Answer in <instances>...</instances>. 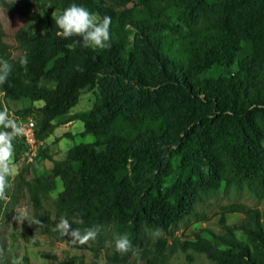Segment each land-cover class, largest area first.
<instances>
[{"label":"trees","instance_id":"obj_1","mask_svg":"<svg viewBox=\"0 0 264 264\" xmlns=\"http://www.w3.org/2000/svg\"><path fill=\"white\" fill-rule=\"evenodd\" d=\"M18 1L22 16L33 2L47 8L46 29H19L14 57L0 26V58L13 65L0 85V110L11 113L9 106L21 100L41 103L12 113L33 114L44 139L82 93L94 95L88 109L73 115L83 125L80 134L94 140L74 144L60 160L43 153L51 176L19 179L15 192L26 191L43 225L30 229L71 240L54 231L64 216L73 228L100 225L99 239L108 229L127 233L135 247L142 229L167 231L205 194L247 187L264 199V0ZM73 3L111 17L108 48L71 49L80 37L57 36L55 17ZM25 52L26 69L19 64ZM14 145L15 154L24 150L20 139ZM53 192L49 211L43 202ZM13 193L9 187L8 197ZM7 213L0 201V219ZM77 214L83 224L76 223ZM225 214L243 217L228 224ZM218 225L221 233L201 229L170 244L159 238L140 251V264L162 257L164 246L203 254L214 264H264L258 209L231 204ZM130 254L108 256L105 264H123ZM59 264L83 263L71 257Z\"/></svg>","mask_w":264,"mask_h":264},{"label":"rangeland","instance_id":"obj_2","mask_svg":"<svg viewBox=\"0 0 264 264\" xmlns=\"http://www.w3.org/2000/svg\"><path fill=\"white\" fill-rule=\"evenodd\" d=\"M0 4V26L4 32V42L11 46V53L15 57L19 50L16 47L15 33L19 29H24L28 33H42L46 29L45 14L46 9L33 2L27 16L16 13V10L22 5L18 0H3ZM47 5V4H46ZM50 15H56V11L49 12ZM40 17L41 21L32 20L33 17ZM94 99L92 92L82 93L78 104L71 111L63 116L56 118L55 129L46 138L41 139L37 153L29 160L26 155V149L15 154V162L18 165V174L10 178V193L12 197L6 201L7 214H3L0 219V261L6 264H13L19 261V264H59L69 261L75 257L76 262L83 264H105L108 256H121L115 251L114 237L117 236L112 229H108L102 238H96L86 244H72L70 240H56L50 236L40 234L30 229L27 222L17 225L13 220L14 209L20 206H27L33 209L26 191L15 192L20 177L31 178L34 173L44 176H51L52 163L48 159L42 158L43 153L52 159L60 160L64 158L66 151L74 144L91 143L94 138L91 135H81L83 125L80 121L73 119V115L79 113L91 106ZM41 103H31L27 100H21L15 105L9 107L13 111L23 110L28 107H37ZM11 111V113L13 112ZM14 113V112H13ZM12 113V114H13ZM24 117H30L34 123L33 114H23ZM21 118V115L18 117ZM65 133H70L71 138L65 137ZM177 161L175 160L174 163ZM57 190H60V181L57 179ZM56 192L50 195L47 201L43 202L44 209L52 211V199ZM231 204H241L248 208L258 209L264 216V199L257 197L256 193L248 190L247 187L239 191L221 189L215 194H205L195 206L194 212L183 221L170 227L163 232L162 236H153V231L142 229L136 248L140 251L148 249L157 239L164 238L170 244L175 238L185 239L192 237L201 229H209L215 233H221L218 220L224 213V208ZM228 224L238 222L242 214H225ZM22 229V230H20ZM240 236V234H238ZM241 237V236H240ZM173 250V251H172ZM172 251V252H171ZM163 256L160 258H151V264H214L203 254L189 251L187 254L180 250H174L168 246L163 247ZM143 263L142 261H140ZM123 264H137V258L130 254L127 258L121 260Z\"/></svg>","mask_w":264,"mask_h":264},{"label":"clouds","instance_id":"obj_3","mask_svg":"<svg viewBox=\"0 0 264 264\" xmlns=\"http://www.w3.org/2000/svg\"><path fill=\"white\" fill-rule=\"evenodd\" d=\"M55 26L59 31L57 36L62 38L80 37L79 41H73L69 48L75 49L77 44L84 48L106 49L110 46V25L111 17L103 16L90 12L86 7L75 3L68 6L63 12L55 17ZM28 63L27 52L19 59L21 67L26 69ZM13 71V65L6 59L0 58V85H4ZM24 133L23 126L17 121L15 116L7 108L0 110V201H8L7 190L10 187V178L18 174V165L15 162L14 140ZM13 220L16 224L22 225L27 222L29 226L35 225L42 227L41 220L32 214L27 206H20L14 209ZM77 214L74 219L76 223L83 224V220ZM22 230V229H20ZM54 231L61 237L70 236L72 244H86L95 240L101 231L100 225H94L83 230L73 228L69 219L61 216L55 225ZM153 236H162L163 230L157 228L153 231ZM115 251L120 254L131 253L137 258V264H140V250L133 246L129 234L124 233L114 237ZM13 264H19L14 261Z\"/></svg>","mask_w":264,"mask_h":264},{"label":"built area","instance_id":"obj_4","mask_svg":"<svg viewBox=\"0 0 264 264\" xmlns=\"http://www.w3.org/2000/svg\"><path fill=\"white\" fill-rule=\"evenodd\" d=\"M17 121L23 126L24 133L22 136L18 137L26 149V155H29V160L34 157L37 153V149L41 143V140L37 136V132L31 125V118L28 116L16 118Z\"/></svg>","mask_w":264,"mask_h":264},{"label":"bare ground","instance_id":"obj_5","mask_svg":"<svg viewBox=\"0 0 264 264\" xmlns=\"http://www.w3.org/2000/svg\"><path fill=\"white\" fill-rule=\"evenodd\" d=\"M31 125L33 126V128L35 129V132H36V125L32 119H31Z\"/></svg>","mask_w":264,"mask_h":264}]
</instances>
